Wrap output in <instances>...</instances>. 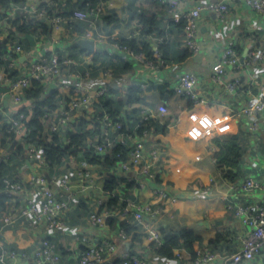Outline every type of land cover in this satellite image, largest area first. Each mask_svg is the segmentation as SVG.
<instances>
[{
  "label": "built area",
  "instance_id": "built-area-1",
  "mask_svg": "<svg viewBox=\"0 0 264 264\" xmlns=\"http://www.w3.org/2000/svg\"><path fill=\"white\" fill-rule=\"evenodd\" d=\"M159 1L173 8L179 6L178 0ZM242 1L252 11L264 15V0ZM44 4L52 5L53 0H45ZM230 4V0H220L218 3L208 5L197 3L182 15L181 18L186 20V26L180 39L181 46L192 54L199 53L201 46L196 37L202 12H214L218 18L223 19L230 13ZM40 6L41 4L38 6L30 5L25 0L22 5L11 3L7 8L0 7V44H5L7 47V53L3 56L5 64L0 66V75L10 93V101L19 104L21 108L25 107L29 111L31 107L28 102L31 101L32 103L34 100L27 99L26 93L31 88L32 80L40 82L44 85V88L47 85H52L54 91L65 90L67 95L64 96L63 104H60L59 101L54 110L47 111L40 118L44 126L43 139L51 142L54 135H57L63 144H68L69 133H75L80 120L84 118L88 122L87 128L94 130V134L88 138L83 146L78 148L79 155L82 156L88 149L93 148L95 154L104 156L115 145L128 144L132 149L131 154L125 160L120 159L116 165L122 171L130 173V178H118L117 187L123 185V183L127 185L134 182L136 186L142 188L147 185L146 180H156L165 158L164 148L166 144L158 140L152 132L137 135L135 132L136 125L133 132L128 124L126 133L119 132L127 119L126 113L129 109L123 110L118 119H112L106 111L98 108L100 99L110 94L111 89H115L111 84L114 79L113 69L108 68L102 71L103 76L108 80L94 90H90L83 83V81L89 82L92 78L90 72L88 71L83 77L78 71L74 70L81 63L93 65V52L83 53L76 58L65 55V51H61L62 49H54L47 51L45 55H31L25 62H19V58L25 53L24 42L27 40V35L18 31L14 21L17 19L25 21L42 19L55 28L65 21L63 16L56 12L49 14L47 10L42 9ZM99 12L98 6L91 10L75 9L68 18L71 21H89L90 30L83 35V39L93 40L95 47L96 43L101 44L107 40L100 33L99 37H95L92 33V30H96L97 24L95 20L92 21L90 18L93 15H100ZM102 16H98L99 24H102ZM32 36L46 39L47 34L38 32L37 35ZM134 38L140 41V33L136 31ZM153 40L156 41V39ZM107 43L108 48L104 49V52L113 62L118 61L121 56L122 59L126 58L128 62L132 61L137 65L147 66L158 72L169 67L168 59L161 54L156 43L152 44L151 57L136 52L128 46ZM96 51L100 50L96 49ZM251 54L247 55L252 56ZM254 56L258 61L264 62V45L257 48ZM244 61V59L242 61V54L234 44H226L218 53L212 66L211 81L218 86L223 85L228 93L238 91L241 86L240 79L235 78L225 82L224 75L228 71L238 72L241 70L245 65ZM135 85H139L144 94L149 82L143 81ZM167 87L175 97L186 99L195 105L210 103L198 93L199 78L194 72L184 71L176 80H169ZM25 104L28 106L26 107ZM138 107L139 117L143 121L151 118L160 120L161 116L168 113V107L164 104L158 105L156 109L144 106V103L138 104ZM21 108L15 110L11 116L5 117L0 122L2 141L4 140L7 145H10L11 135H14L13 144H24L23 153L25 158L21 162H11L16 167V173L6 177L3 180L2 187H0V194L9 198L5 205V211L0 217V228L2 231L6 228L13 229L17 221L23 220L28 224L27 228L29 230H34L37 233V229L41 231L39 227L42 226L45 231L41 233V238L29 252L7 248L1 244L0 264H62L64 261L62 248L58 242L52 240L50 232L60 231L65 234L69 232L67 214L72 208L77 207L80 201V196H77L75 192L76 188L79 185V190L85 191L87 187L92 185L94 174L89 168L78 170L75 174L78 185H74L75 182H72L69 173L61 174L62 167H64L62 164L66 161L56 167H48L45 163L44 148L29 141L28 136L31 130L23 123V114L19 112ZM233 112H235L238 120L245 118L250 121L247 127L248 132L251 133L253 140L257 138L260 125L258 118L260 116L264 117V81L256 100L238 109L234 108ZM97 114H102L99 119L101 122L99 126L91 121ZM203 119L211 132L224 128L221 119L206 117ZM4 128H6V131H4ZM12 155V149H5L2 153L0 152V162L10 160ZM71 157L75 159L74 156H69L68 159ZM27 174L28 177H26ZM229 185V190L225 196L227 210L239 219L247 227V230L241 237H238L237 246L233 251L214 249L210 244L195 249L196 257L191 260L193 264H213L216 262L220 264H264V206L262 205L263 202L260 203L255 198L256 193H264V178L246 174L233 181L230 180ZM196 194L192 193L193 197L197 196ZM155 195L157 197L156 201L148 202L133 200L126 196L121 199L118 197L119 204H124V206L113 212L108 210L99 212L98 210L90 218V224L97 228L104 227L108 217L124 210V212L131 214L136 225L147 228V232L154 243L161 244L163 241L162 235L150 224L153 219L164 212V208L168 206V203L175 204L179 201L180 196L160 187L156 189ZM105 197L106 195L98 200V209L105 201ZM74 234L77 237L79 236L76 231ZM119 234L126 237L123 229H120ZM107 250L104 245L89 246L81 255L75 258L76 264H108L105 258ZM119 264H147V261L139 255L125 253L121 256Z\"/></svg>",
  "mask_w": 264,
  "mask_h": 264
},
{
  "label": "crops",
  "instance_id": "crops-1",
  "mask_svg": "<svg viewBox=\"0 0 264 264\" xmlns=\"http://www.w3.org/2000/svg\"><path fill=\"white\" fill-rule=\"evenodd\" d=\"M26 1L30 5L36 6L45 2V0ZM81 1L59 0L58 3L63 9L62 11L68 13L63 16L65 21L60 23L57 28L47 23L51 27V31L47 34L46 39L34 36L33 41H30L27 38L24 42L25 53L19 58V62H25L31 55H45L47 51L54 49H62L61 51H65V55L71 57L77 58V56L82 55L73 52L72 48L75 46L84 47L80 45V41L84 40L83 36L71 37L69 23L72 21L68 20L69 13L77 9ZM130 1L106 0L100 2L97 5L100 9V15H93L92 18L97 23L98 16L101 17L110 11L116 12L121 19L120 25L116 28H109V31L132 38L135 36L136 30L128 24L129 15L123 13ZM178 1L179 6L165 15L161 21L160 26L163 29L167 28L168 21H179L182 15L197 3L208 5L218 3L220 0ZM230 2V13L223 19L218 18L214 12H202L196 37L201 50L196 54L189 52L190 57L184 62L179 60L182 53L186 51L180 43L182 35L172 34L168 35L173 50L170 52V58H167L169 67L161 72L154 71L147 66L137 65L132 61L128 62L126 58L122 59L121 56L118 61L113 62L107 54L99 57L98 60L94 58V64L91 66L81 63L74 70L83 77L88 71L90 72L92 75L90 81L84 82V79L82 80L90 90H94L108 80L102 72L108 68L114 71L112 86L122 94L129 86L148 81L149 86L144 93V106L156 109L158 105L164 104L168 107L167 115L160 117V120L168 125L167 134H169L167 138L162 140L166 147L164 148L165 158L158 173L160 181L148 179L146 180L147 185L142 188L136 185L128 188L126 183H123L119 187L116 186L113 194L120 199L126 196L137 201H156L155 191L160 187L180 196L179 201L175 204L168 203L164 212L153 219L150 226L157 231L161 229L178 231L182 227L189 228L202 239V243L195 249L210 244V241L214 240L218 233L225 232L228 233V237L223 243L222 249L233 251L237 246L238 237H241L247 230V227L227 210L225 196L230 187V179L225 177L224 173L228 172L236 176V179L246 174L264 178V117L258 118L260 122L257 131L258 137L253 140L247 129L250 121L245 118L238 120L235 112H233L234 108L238 109L255 101L262 88L264 62L258 61L254 53L258 47L264 45V15L246 7L242 0H230ZM107 42L106 40L101 44L96 43V49L104 52V49L108 48ZM228 43L234 44L242 54V61L245 60V65L241 70L238 72L228 71L224 75L225 82L235 78L240 79L241 86L234 93H228L223 85L218 86L210 78L212 66L218 53ZM87 52L92 53L88 50ZM250 53L252 56L247 55ZM184 71H191L198 75V93L210 103L193 106L195 109L192 108L191 110L189 109L190 101L175 97L170 92L167 87L168 81L176 80ZM54 90V86L47 85L44 93H42V98L50 96ZM56 91L59 93L60 104H63L64 96L67 95L66 91L62 89ZM9 96L10 93L0 75V122L21 108L19 104L10 101ZM28 103L31 107V101ZM25 106L28 105L25 104ZM214 106L219 107L218 111L222 110L226 114L214 113L210 115L208 109ZM205 117L221 119L224 128L211 132L209 126L204 122L203 118ZM182 118L187 119V128L176 132L178 121ZM232 136L238 137L242 156L237 166L220 164L217 162V154ZM2 144L0 136L1 153L5 150ZM81 157V160L79 155L75 159L71 157L62 164L64 167H62L61 174L69 173L72 182H75L74 185H78L75 174L81 168H89L94 174L92 185L87 187L85 191H80L79 185L76 188L75 192L77 196H80V201L77 207L72 208L67 214L69 232L67 234L60 231L50 232L52 240L58 242L62 248L64 255L62 264H76L75 258L78 255H81L87 247L97 245H104L108 249L105 255L108 264H119L121 256L125 253L139 255L147 261V264H193L191 254L185 248L174 250L173 259L158 257L151 248L154 241L149 236L147 228L137 225L138 229L134 232L137 237L132 235L122 237L119 234L122 224L136 226L131 214L124 212V210L113 216L112 224L106 222L105 226L100 228L91 225L90 218L99 210L97 202L106 194L104 185L108 176L114 175L119 179H126V177L130 178V173L117 168V165L106 170L103 167L86 163L83 156ZM197 179L202 181L204 187L201 188L194 184L192 191H189L188 185ZM192 193H197V196L193 197ZM255 198L260 203L263 202L262 205L264 206L263 192L256 193ZM121 207L122 205L118 202L115 210ZM14 225L13 229L6 228L2 231L0 228V245L3 244L7 248L29 252L41 238V233L45 231L42 226L39 227L41 231L37 229V233L34 230H29L28 224L23 220L17 221ZM75 231L78 233V237L74 234Z\"/></svg>",
  "mask_w": 264,
  "mask_h": 264
},
{
  "label": "trees",
  "instance_id": "trees-1",
  "mask_svg": "<svg viewBox=\"0 0 264 264\" xmlns=\"http://www.w3.org/2000/svg\"><path fill=\"white\" fill-rule=\"evenodd\" d=\"M24 1L25 0H0V7L7 8L11 3L22 5ZM104 1L106 0H82L77 9L91 10L100 2ZM58 2L59 0H53L52 5L42 4L40 7L47 10L49 14L56 12L60 16L67 15L68 13L62 11L63 9ZM174 9L175 8L170 7L168 4L161 3L159 0H131L129 5L126 6L123 13H127L129 15L128 24L134 27L135 30L140 33V41H138L134 37H126L121 34H114L109 31V28H116L120 25L121 22L118 14L111 11L102 16V24H99L97 22V28L96 30H92V33L95 37H99L100 34L104 35L107 41L111 44L117 43L120 45L128 46L132 50L143 53L145 56L149 57H151L152 55L150 53L152 44L156 43L161 54L169 59L170 52H172L173 50L171 49V40H169L168 35H182L186 26V20L184 18H181L179 21H168L167 28L165 29L160 26L161 21L164 19L165 15H167ZM90 20L93 21V18H90ZM88 23L89 21L70 22L69 27L71 30V37L76 38L83 36L88 30H90ZM14 24L18 27V31L24 35H37L38 32H41L42 34H49L51 31V27L47 24L46 21L42 19L30 21L17 19L16 21H14ZM167 29H169V31H167ZM153 39H156V41H154ZM139 46L142 48L140 49ZM6 48L7 47L5 44H0V66H3L5 64L3 56L7 53ZM72 50L73 52H76L78 54L88 53L87 49L81 46H75L72 48ZM101 56H106V52H94L95 60H98V58ZM189 57L190 53L186 50L182 53V56L179 60L180 62H184ZM91 69H93V67H91ZM44 90V85H42L38 81L32 80L31 88L26 93L27 99L34 100V102H32L31 104V111H27L24 107L21 108L19 112L20 114H23L24 125L31 130L28 136L29 141L31 143H36L44 148L45 163L48 167L53 168L64 163L69 156H78L80 154L78 148H80L87 142L88 138L94 134V130L87 128L88 122L83 118L80 120L76 132L69 133L68 144H63L62 140L57 135H54L51 142L43 139L44 126L40 121V118L43 117L47 111L54 110L58 106L60 101L58 97V91H54L50 96L42 98V93H44ZM110 91V94H107L105 97H102L100 99L98 108L106 111V113H108L112 119H118L123 110L129 109V111H127L126 113L127 119L124 121L123 127L119 132L126 133L127 124H132V126H130L132 132L134 126L136 125L135 132L137 133V135H143V133L145 132H152L160 141L168 137V125L166 123H163L160 120H156L154 118L143 121L139 117V107L137 108V105L143 104L145 102V96L139 85L133 84L129 86L123 94L122 92H118L116 89H111ZM193 106L196 105L190 101L189 109L192 110V108H194ZM218 108L219 107L216 106L209 108V114H226L222 110L218 111ZM101 117L102 114H97L94 118L91 119V121L95 125L99 126L101 124L99 120ZM187 125L188 121L186 118L179 119L177 125L178 127L175 129V131L180 132L182 130H186ZM6 128H4V131H6ZM11 136L12 141L10 145H7L4 140L2 141V147L4 149H12L13 155L11 156L10 160L0 162V187H2L3 180L6 177L12 175L13 173H16V167L15 165H12L11 162H21L25 159L23 153L24 144H13L15 136ZM131 152L132 149L128 144H118L115 145V147L104 156L95 154L93 148L88 149L85 153H83L82 156L86 163L98 165L106 170H109L110 168H113L120 159H127ZM241 156L242 152L240 149L238 137L232 136L228 141L224 143L222 149L217 154V162L228 166H237ZM224 175L231 181L236 179V176L231 175L228 172L224 173ZM156 180L160 181L159 177H157ZM117 181L118 178L114 175L108 176L104 185L106 197L105 201L102 203L99 209V212H103L104 210L113 212L117 207L119 198L118 196L112 195L114 189L117 186ZM194 184L201 188L204 187L202 181L200 179H197L193 183H190L187 189L189 191H192ZM134 185V182H131L127 184V187L132 188ZM8 200L9 198L6 195L0 194V217L5 211V205ZM122 206H124V204ZM113 221V216L108 217L107 222L109 224H112ZM121 227L124 230V234L126 237L130 235H132L133 237H137L136 234L134 235V232L138 229L137 225L131 226L129 224H122ZM159 232L163 237L162 243H153L151 245L153 252L158 257L164 259H173L174 250L178 248H185L186 250H188L191 254L192 259L196 257L195 248L202 243V239L199 236H196L192 230L187 227H182L178 231H166L165 229H161ZM227 237L228 233L220 232L217 234L214 240L210 241V245H212L214 249L222 250V245L226 241Z\"/></svg>",
  "mask_w": 264,
  "mask_h": 264
},
{
  "label": "water",
  "instance_id": "water-1",
  "mask_svg": "<svg viewBox=\"0 0 264 264\" xmlns=\"http://www.w3.org/2000/svg\"><path fill=\"white\" fill-rule=\"evenodd\" d=\"M27 38L30 41H33V39H34L33 36L30 34L27 35ZM33 44H34V42H33ZM80 45L84 46L89 52H94L96 50L95 42L93 40H88V39L81 40Z\"/></svg>",
  "mask_w": 264,
  "mask_h": 264
},
{
  "label": "rangeland",
  "instance_id": "rangeland-1",
  "mask_svg": "<svg viewBox=\"0 0 264 264\" xmlns=\"http://www.w3.org/2000/svg\"><path fill=\"white\" fill-rule=\"evenodd\" d=\"M79 156H80V158H79V159L81 160V158H82V157H81V155H79ZM76 160H77V159H76ZM84 168H85V167L81 168L80 170H83Z\"/></svg>",
  "mask_w": 264,
  "mask_h": 264
}]
</instances>
